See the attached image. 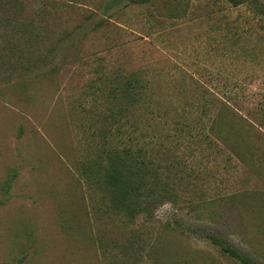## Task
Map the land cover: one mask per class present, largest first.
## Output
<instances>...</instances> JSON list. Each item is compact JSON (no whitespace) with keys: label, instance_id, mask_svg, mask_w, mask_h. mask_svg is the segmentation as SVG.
<instances>
[{"label":"rangeland","instance_id":"obj_1","mask_svg":"<svg viewBox=\"0 0 264 264\" xmlns=\"http://www.w3.org/2000/svg\"><path fill=\"white\" fill-rule=\"evenodd\" d=\"M24 1L26 15L48 9L57 27L76 30L28 70L0 38V264H238L211 236L264 264V14L253 7L264 0L124 2L111 16L99 0ZM141 66L160 73L164 94L183 84L181 105L208 92L234 97L261 127L237 121L217 145L166 131V158L188 160L178 199L125 224L107 214L78 161L104 108L95 85L103 68Z\"/></svg>","mask_w":264,"mask_h":264},{"label":"trees","instance_id":"obj_2","mask_svg":"<svg viewBox=\"0 0 264 264\" xmlns=\"http://www.w3.org/2000/svg\"><path fill=\"white\" fill-rule=\"evenodd\" d=\"M99 1L103 14L113 10L109 16L116 14L120 9L118 5L124 2L125 6L131 3H155V0ZM225 1L232 6L243 3V0ZM177 6L172 7V12L180 9ZM253 7L264 14V1L254 3ZM25 10L24 0H0V38L4 41L3 47L15 62L28 70L47 63L60 44L76 29L57 27L47 18L48 9L37 8L38 12L30 16L24 13ZM186 10L184 7V14ZM1 11L7 13L2 14ZM226 24L233 28V23ZM159 76V72L145 66L127 70L119 67L111 71L103 68L95 83H98L97 92L101 95L104 108L98 111L93 120L90 119L89 138L80 150L78 170L83 180L100 192L107 214L110 217L114 215L125 224L133 223L141 214L151 216L161 204L178 199L177 189L180 180L185 179L183 172L188 160L185 156L176 155H172L171 159L166 158L162 148V139L168 136L166 131L170 130L169 134L172 132L173 140L177 139L178 142L185 136L189 142L217 145L228 143L232 138L228 133L232 131L230 135H234L237 121H244L250 128L257 123L253 125L250 122L253 121L250 111L248 114L240 112L234 97L222 100L216 96L218 94L208 92L209 96L204 95L202 99L181 105L175 94L183 90V84L182 87L178 83L170 84L173 95H167L156 81ZM186 85L190 86L189 83ZM194 85L198 91V84ZM234 85L239 86L237 83ZM215 102L219 105H215L216 109L214 107L206 120L202 112L207 113L209 104L214 106ZM191 172H194L193 169ZM210 239L222 254L238 264H255L224 239L217 236Z\"/></svg>","mask_w":264,"mask_h":264}]
</instances>
